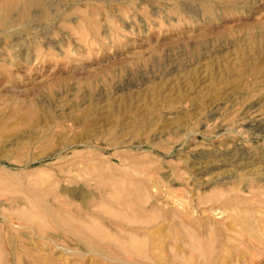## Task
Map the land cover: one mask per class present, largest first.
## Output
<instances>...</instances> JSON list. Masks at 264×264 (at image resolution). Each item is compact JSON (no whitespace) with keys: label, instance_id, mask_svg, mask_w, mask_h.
<instances>
[{"label":"rangeland","instance_id":"1","mask_svg":"<svg viewBox=\"0 0 264 264\" xmlns=\"http://www.w3.org/2000/svg\"><path fill=\"white\" fill-rule=\"evenodd\" d=\"M263 131L264 0H0V264H264Z\"/></svg>","mask_w":264,"mask_h":264},{"label":"bare ground","instance_id":"2","mask_svg":"<svg viewBox=\"0 0 264 264\" xmlns=\"http://www.w3.org/2000/svg\"><path fill=\"white\" fill-rule=\"evenodd\" d=\"M23 56V55H22ZM19 73V72H18ZM247 110H249V108L247 109ZM245 113H247V112H245ZM245 117V116H244ZM248 126V125H247ZM261 128V127H260ZM259 128V129H260ZM255 129H257V128H255ZM256 131V130H255ZM261 131H262V129H261ZM264 132V131H263ZM260 133V132H259ZM261 134V133H260ZM47 135V134H46ZM80 136V135H79ZM74 140V139H73ZM233 153V152H232ZM232 155V154H231ZM234 155V154H233ZM232 158L233 159H235L233 156H232ZM231 158V159H232ZM233 162V161H232ZM246 162V161H245ZM245 164H247V163H245ZM241 166H242V164H240ZM245 166V165H244ZM244 168V167H243ZM228 178V177H227ZM260 196V195H259ZM261 196H262V194H261ZM261 196H260V198H261ZM218 199V200H217ZM243 199V198H242ZM242 199H240V196H238V197H236V198H228V199H219V198H216V200H215V198H214V200L215 201H213L214 203H216V202H218L219 200L221 201V202H218L219 204L217 205V206H214L213 205V207L211 206L209 209H208V211L209 212H213V214H214V212L216 213V211L218 212V214L217 215H219V214H222V212H225V210L223 211L222 210V207L223 206H221V205H225V204H232L233 202H236V203H240V202H242L243 200ZM245 199V198H244ZM247 199V198H246ZM256 200H258L259 201V199H256ZM212 201V200H211ZM260 202V201H259ZM263 202V204H264V201H262ZM262 202H260V203H262ZM259 203V204H260ZM243 205V204H242ZM75 210V209H74ZM207 211V212H208ZM205 212V211H204ZM208 212V213H209ZM261 213H262V215L264 216V208L262 209V211H261ZM223 219V218H222ZM234 222V221H233ZM242 226V225H241ZM15 260H17V259H15ZM14 260V261H15ZM17 262H18V260L16 261V264H17ZM14 263V262H13ZM6 264V263H5Z\"/></svg>","mask_w":264,"mask_h":264}]
</instances>
